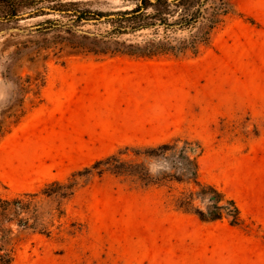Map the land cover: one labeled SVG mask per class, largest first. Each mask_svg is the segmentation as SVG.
<instances>
[{
    "label": "rangeland",
    "instance_id": "obj_1",
    "mask_svg": "<svg viewBox=\"0 0 264 264\" xmlns=\"http://www.w3.org/2000/svg\"><path fill=\"white\" fill-rule=\"evenodd\" d=\"M135 2L45 1L0 22V195L38 193L53 225L19 233L12 264H264V0H230L196 57L111 56L151 37L103 18ZM185 140L241 225L178 210L191 186L131 175L144 148ZM111 156L128 174L92 168ZM54 181L73 194L43 196Z\"/></svg>",
    "mask_w": 264,
    "mask_h": 264
},
{
    "label": "trees",
    "instance_id": "obj_2",
    "mask_svg": "<svg viewBox=\"0 0 264 264\" xmlns=\"http://www.w3.org/2000/svg\"><path fill=\"white\" fill-rule=\"evenodd\" d=\"M45 1L59 3L61 0H0V22L15 20L20 9ZM60 7L53 8L59 10ZM232 12L230 0H136L134 8L103 18L112 27L114 35L147 31L151 37L139 44L120 45L119 49L114 48L109 53L139 59L166 55L196 57L210 44L214 33ZM87 14L73 13L78 21L88 17ZM97 18L100 21L102 17ZM197 149L195 143L187 140L180 147L177 142L146 147L143 157L147 164L129 165L138 169L131 175L146 185L176 183L191 186L193 189L180 192L175 200L174 206L178 210L197 216L203 223L226 219L230 226L241 225L243 220L235 202L212 185L198 180ZM123 164L126 165L111 156L96 162L92 168L99 174L109 169L114 175L122 176L128 174ZM41 194L64 200L73 194V187L54 181L46 184ZM52 226L44 215L38 193L0 195V264H12L14 239L19 233L30 231L48 236Z\"/></svg>",
    "mask_w": 264,
    "mask_h": 264
},
{
    "label": "crops",
    "instance_id": "obj_3",
    "mask_svg": "<svg viewBox=\"0 0 264 264\" xmlns=\"http://www.w3.org/2000/svg\"><path fill=\"white\" fill-rule=\"evenodd\" d=\"M122 58H127V57H122Z\"/></svg>",
    "mask_w": 264,
    "mask_h": 264
}]
</instances>
